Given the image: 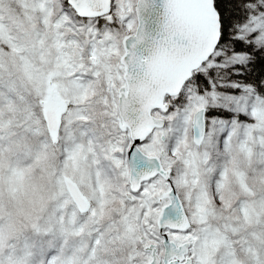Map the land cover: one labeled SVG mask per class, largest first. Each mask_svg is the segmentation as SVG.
Returning a JSON list of instances; mask_svg holds the SVG:
<instances>
[{
	"label": "snow or ice",
	"instance_id": "snow-or-ice-1",
	"mask_svg": "<svg viewBox=\"0 0 264 264\" xmlns=\"http://www.w3.org/2000/svg\"><path fill=\"white\" fill-rule=\"evenodd\" d=\"M0 264H264V0H0Z\"/></svg>",
	"mask_w": 264,
	"mask_h": 264
}]
</instances>
